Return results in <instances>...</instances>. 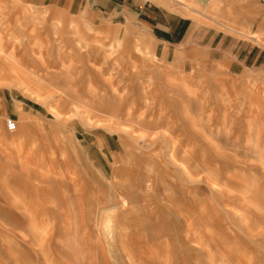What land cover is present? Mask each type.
Returning <instances> with one entry per match:
<instances>
[{"label": "rangeland", "instance_id": "obj_1", "mask_svg": "<svg viewBox=\"0 0 264 264\" xmlns=\"http://www.w3.org/2000/svg\"><path fill=\"white\" fill-rule=\"evenodd\" d=\"M77 4L0 0V64L72 86L0 77V264H264V54L229 69L264 41L238 4L187 10L161 58L132 19Z\"/></svg>", "mask_w": 264, "mask_h": 264}, {"label": "crops", "instance_id": "obj_2", "mask_svg": "<svg viewBox=\"0 0 264 264\" xmlns=\"http://www.w3.org/2000/svg\"><path fill=\"white\" fill-rule=\"evenodd\" d=\"M58 1H61L68 10L73 2L77 1V10L91 7L101 18L114 15L132 19L137 26L148 31L152 46L158 51L160 58L179 55L174 42L182 34V27L189 21L188 28L179 42L181 44L187 40L188 31L194 21L184 16L183 13L186 14L187 10L196 13L198 9H211V6L215 5H220L222 16L225 17L226 9L237 3L240 30L244 33L255 34L264 41V3L261 0H133L131 7L114 4L113 0H31V4L53 7ZM183 8L186 10H182ZM243 44L245 55L242 61L238 58L232 60L229 69L232 65L242 67L248 64L256 65L262 60L264 48L253 41L243 42Z\"/></svg>", "mask_w": 264, "mask_h": 264}, {"label": "bare ground", "instance_id": "obj_3", "mask_svg": "<svg viewBox=\"0 0 264 264\" xmlns=\"http://www.w3.org/2000/svg\"><path fill=\"white\" fill-rule=\"evenodd\" d=\"M20 51V50H19ZM30 52V51H29ZM4 52H3V46L0 44V56L3 54ZM11 54H13L12 52H11ZM9 55V54H7V55H9V56H5L4 57V62H5V65H3V64H0V77H9V76H13V77H15L16 79H15V81L17 80V79H19L20 80V77H19V74H20V72H21V68L24 66V64L25 65H30V67L33 69V70H35V71H39V70H42V69H44V70H48V66H44V67H42L43 65L42 64H39V63H34L35 65L33 66L32 65V62L30 63V61L28 62V60L26 61L25 60V62L23 61V63H22V61L21 60H23V59H20V61H19V59H17V61H14V56L13 55ZM15 54H16V52H15ZM4 55V54H3ZM24 55V54H23ZM26 56V55H25ZM24 56V57H25ZM23 56H21V58H22ZM38 68V69H37ZM64 74V73H63ZM62 74V75H63ZM33 75V74H32ZM67 75V74H66ZM5 77V78H6ZM68 77V76H67ZM49 86H51V87H54V88H57L58 86H59V83H60V81H61V83H63V84H65L66 85V87H67V84H69V82L67 81V78L66 77H63V76H61V74H59L58 72L57 73H51V72H48L47 71V73H46V78H44L43 79ZM69 80V79H68ZM14 81V80H13ZM62 84V85H63ZM71 86V85H70ZM69 85H68V87H70ZM23 87V86H22ZM62 87H65V86H62ZM67 87V88H68ZM72 87V86H71ZM66 88V89H67ZM26 90V89H25ZM56 90V89H55ZM68 91H69V89H67ZM65 91V92H64ZM64 91H61V94H63V95H68L69 93H70V95L73 97V101L70 103L69 102V104L73 107V109L75 110V111H78L79 112V110H81V113L83 112V113H85V114H87V115H89V114H92V115H94L95 117H97V116H100V115H106L107 114V109L102 105V102L100 101L101 99H99V98H97L95 95L94 96H91L90 98H88V99H86V100H82V99H80L79 97H77L78 95L77 94H75V92H71V91H69L68 92V94H67V92H66V90H64ZM75 91V90H74ZM28 92V91H27ZM59 93V92H58ZM46 95V94H45ZM69 95V96H70ZM31 97V96H30ZM37 99H38V97H37ZM70 99H72V98H70ZM41 102V101H40ZM62 102H64V101H62ZM95 107H97V109L98 110H95ZM52 112V111H51ZM109 112V111H108ZM77 113V112H76ZM80 113V114H81ZM53 115H54V113H53ZM93 117V116H92ZM117 119V116L116 115H111L110 116V121H113V120H116ZM90 120V119H89ZM171 148H173V147H171ZM174 149H175V147H174ZM181 150V149H180ZM180 150H178V152L180 151ZM170 156H172V154L170 155ZM59 166V165H58ZM183 169V168H182ZM208 180V179H207ZM210 185H215V184H210ZM216 186V185H215ZM218 193H220V192H218ZM230 197V196H229ZM233 197V196H232ZM234 198H236V196H234ZM14 199V201H13V203L15 204V202L17 201V199H15V198H13ZM120 200H121V205H125V199L123 198V197H121L120 196ZM17 202H19V201H17ZM76 226H74V228H73V231H76ZM104 235V234H103ZM122 235V234H121ZM125 237V236H124ZM126 238V237H125ZM124 239V238H123ZM70 243V242H69ZM62 245V244H61ZM70 245V244H69ZM128 245H129V243H128ZM70 249V248H69ZM69 252V251H68ZM66 256V255H65ZM77 256V255H76ZM80 256V255H79ZM68 259V258H67ZM67 261H69V260H67Z\"/></svg>", "mask_w": 264, "mask_h": 264}, {"label": "built area", "instance_id": "obj_4", "mask_svg": "<svg viewBox=\"0 0 264 264\" xmlns=\"http://www.w3.org/2000/svg\"><path fill=\"white\" fill-rule=\"evenodd\" d=\"M261 1L264 3V0ZM4 126H5V130L8 133H13L16 130V125L12 120H6Z\"/></svg>", "mask_w": 264, "mask_h": 264}]
</instances>
